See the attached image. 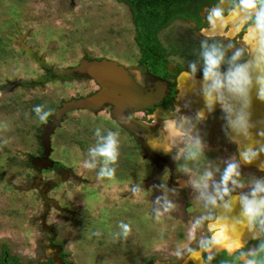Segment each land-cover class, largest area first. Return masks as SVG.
Returning a JSON list of instances; mask_svg holds the SVG:
<instances>
[{"label":"rangeland","instance_id":"rangeland-1","mask_svg":"<svg viewBox=\"0 0 264 264\" xmlns=\"http://www.w3.org/2000/svg\"><path fill=\"white\" fill-rule=\"evenodd\" d=\"M205 13L206 10L202 11L203 17ZM242 16L226 29L219 30L218 37L222 38L226 46L227 61L237 49L250 52V46L244 40L250 27L241 31L240 34L244 33L242 36L233 37V30L246 24ZM191 27L188 22L174 21L159 32V41L166 49L175 50L184 44L202 43L205 38H199L197 32H191ZM14 31L25 35L26 44L30 41L27 46L42 52L46 62L54 68H69L83 57L92 56L114 60L127 69H134L141 55L132 13L124 3L116 0H0V83L23 79L32 81L42 74L35 62L20 53L3 36L4 33L13 35ZM202 33L213 34L208 26ZM208 42L211 45L217 44L215 41ZM168 60L171 65L183 64L185 61L178 55H170ZM190 63L193 62L189 59L186 74L183 75L193 78L189 75ZM194 64L197 73L202 65ZM40 82L43 83L32 89L24 90V87H20L14 94L5 92L0 97V101L9 98L0 102V245L8 246L12 257L23 264H39L52 253L43 247L47 244L44 242L48 237L47 232H53L55 236L52 240L56 238L55 242L61 243L64 260L69 264H145L146 259L153 261V264H187L192 260L188 248L200 255V241L205 242L213 235L216 236L221 226L213 227L214 221H206L208 214L205 201L200 195L202 189L196 185L206 171H212L213 181L218 183L226 164L236 157L234 145L220 131L221 124L217 126L213 123L214 117L207 121L209 117L206 115H210L212 110L200 112L204 117L198 118L185 105L187 101L178 96L176 102L178 106L181 105L178 108L187 112H170L158 120L155 114L145 116L141 112H136L132 117L146 127L152 122L160 125L157 141L167 153L174 151L179 156L177 172L182 174L180 190L188 196L192 208L186 221L171 217L164 208L156 213L151 210L148 220L137 217V212H134L135 221L127 223L131 232L125 237L123 229L115 222L123 219L126 211L121 210L124 216H117L111 207L115 203L131 204L130 199L134 203L147 200V203H152L153 193L150 188L145 192L134 193L130 199L126 198L130 184H137L146 177L150 165L142 161L135 141L129 136L126 138L127 133L115 126L107 109L98 115L83 110L69 113L53 137L52 160L72 169L78 178L87 179L90 183L86 185L81 181L69 180L50 190L48 197L73 210L75 215L64 216L51 210L46 219L44 201H47L42 197L44 193L41 195V192L31 187L29 181L33 170L26 159L27 154H40L36 135L43 122H39V115L34 109L39 107L40 115L51 112L55 106L61 105V100L85 94L96 89V85L91 80L65 82L53 79ZM97 129L100 131L99 137L96 135ZM109 132L117 134L119 151L116 164L109 165L115 169L112 179L99 177L103 158L97 157L93 161L89 153V149L98 146L102 142L101 138ZM195 138L200 139L201 149L195 148ZM193 151L197 152L195 158L189 156ZM236 159L239 161L238 157ZM85 161L94 162L95 168H84ZM240 171L243 187L234 188L236 193L233 195L248 193L254 180L264 179V169L249 167L240 162ZM42 175L43 181L54 176L50 172H43ZM12 185H29L31 188L22 191L12 189ZM3 186L8 189H3ZM209 191H212L211 183ZM14 212L17 215H12ZM43 213L42 217L46 225H51V231L43 230L39 222L37 225L29 222L30 217ZM197 220L201 221L198 226ZM194 227L195 239H190L189 233ZM178 249L182 251L181 257L175 255ZM211 252H206L207 256ZM241 259L245 260L246 257L242 256Z\"/></svg>","mask_w":264,"mask_h":264},{"label":"clouds","instance_id":"clouds-1","mask_svg":"<svg viewBox=\"0 0 264 264\" xmlns=\"http://www.w3.org/2000/svg\"><path fill=\"white\" fill-rule=\"evenodd\" d=\"M241 13L245 19L254 22L248 41L251 49L248 59H242L244 49H237L231 59L226 61L222 46L215 43L209 45L206 40L201 44L203 61L201 93L205 106L211 111L215 104H220L226 121L225 135L237 145L239 161L233 157L226 164L218 183L213 181V172L206 171L196 187L202 189L200 195L204 199L206 207L222 208L224 213H231L236 204L240 206L239 216L225 217L220 215L216 217L213 227L225 219H230L234 225L246 226L249 231H252L256 224L264 228V179L254 180L248 193L233 196L232 191L234 188L243 187L240 181V161L246 165H251L264 153V144L256 139L260 136V131L257 130L256 136L253 135L255 126L251 122L249 111L253 91L256 92L260 100L264 101V0H218L217 4L206 10L204 20L208 30L215 33L218 30L226 29L232 22V18ZM225 63L227 70H222V65ZM189 69V75L194 78L197 70L196 65L190 63ZM235 104H240V108H237ZM34 110L39 115L41 122H46L48 116L51 115L50 111L40 115L41 109L39 107ZM202 117L203 113H200L199 118ZM96 135L100 136L99 129L96 130ZM101 140L102 142L98 146L89 149V153L93 161L97 157L103 158V167L100 169L99 177L112 179L115 175V169L109 165L116 164L118 160L117 134L109 132ZM194 145L196 149L202 148L199 138H195ZM196 155L197 152L195 151L189 153L191 158H195ZM95 166L94 162L85 161L83 164L86 169H92ZM259 167L264 169V161L260 162ZM210 183L212 191H209ZM161 200H163L165 211L176 208V205L167 196L159 198L157 203L159 204ZM200 223V220L196 221L197 226ZM220 226L225 228L227 243L222 244L221 240L216 239L213 235L209 240L201 242L200 247L204 252H211L213 246H223L229 252L242 247L238 240L227 235L226 224H220ZM120 227L123 229V235L127 237L131 232L130 226L121 223ZM189 238L195 239V227L189 233ZM253 238L256 237L253 236ZM187 251L194 260H200L198 252L191 248H188ZM258 253H264V242L246 253V255L253 257L247 260L246 264H264V261H258L255 258ZM175 255L181 257L182 251L178 249ZM212 258L211 255L208 256L209 261Z\"/></svg>","mask_w":264,"mask_h":264},{"label":"flooded vegetation","instance_id":"flooded-vegetation-1","mask_svg":"<svg viewBox=\"0 0 264 264\" xmlns=\"http://www.w3.org/2000/svg\"><path fill=\"white\" fill-rule=\"evenodd\" d=\"M117 2H119L118 0H116ZM119 3H123V2H119ZM218 0H216L215 3L210 4L209 6H204L203 9L201 10V12L199 13V17H200V24L202 25L200 28H198L197 23L192 20V19H187V20H179V21H183V22H188L191 24V32H197L198 33V37L200 38H205L206 41H215L217 42V45L222 46L223 50L225 51V58L228 57L227 51H226V46L224 45V43L222 42V38L218 37L217 34H211V35H204L202 32L204 29H207V24L204 21V17L202 16V11L209 9L210 7H212L213 5L217 4ZM73 4V2H72ZM125 4V3H124ZM227 7V6H226ZM131 11V10H130ZM132 13V11H131ZM227 14V13H226ZM242 13L240 15H237L235 17H233V21L238 20L239 16H241ZM178 21V20H177ZM245 21V20H244ZM132 22H133V15H132ZM246 24L244 26H242L241 28L239 27L238 29L236 28V32L234 31V35L233 37L238 36H242L244 33L240 34L242 30H244V28H248L247 34L249 33V30L252 28L253 25V20H247L246 19ZM134 24V23H133ZM232 24V23H230ZM135 27V26H134ZM16 29V28H15ZM14 29V30H15ZM17 30V29H16ZM219 31V30H218ZM13 35H11L10 33H4L3 36L7 37L9 39L8 43H12L13 47H16L18 49V51L26 56H28V58H30L33 62H35V64L38 66V68L42 71V74L37 77L35 80H32L34 82V84L32 85V87H28L26 89H32L34 88L36 85H40L43 82H40V80H44V81H50V80H62L67 82L69 80V77L66 76H62L59 75V71L63 70L61 68L58 67H52L51 65H49L44 56L42 55V52L40 53L37 49H32L30 47H28L27 45L29 44L30 41H28V43L26 44V36L25 35H21L19 33V31H14V33H12ZM159 34V33H158ZM203 34V36H202ZM247 34L245 35V38L247 36ZM9 35H11L9 37ZM205 36V37H204ZM244 38V40H245ZM204 40V41H205ZM224 41V40H223ZM234 41V40H233ZM246 42V40H245ZM209 45H211V42H207ZM247 43V42H246ZM192 44H194L195 46H199L201 47V43L197 44L195 42H193ZM247 45L249 46V44L247 43ZM140 49V59H139V63L138 66L135 67L134 69H127L130 74L133 76V79L135 80V82L140 86V87H144V88H152L154 83L157 80H165L168 81L170 83V91L168 96L163 99L158 105H156L154 108L148 109L146 111L141 112L142 114H145V116H150L155 114V116H157V120L159 118H162L163 116H165L166 114L170 113V112H175L176 114H179L177 112H183L184 109H179L178 104L176 102L177 97L180 96V98H183V101L186 100L187 103L185 104L186 106H189L191 109V113L194 114L196 117L199 116L200 112L203 111H207L208 109L205 106V102L200 101L197 99L198 104H194V99L195 96L198 94L199 92H201V88L194 90V85H191V92H189L190 88L188 87H184V90L182 89V81L180 82L181 76L183 74H186L187 68L186 65L188 63V60H192L193 63H199L202 65L203 67V61L202 58H198V60L192 59L190 58H183L185 61L183 64L181 63H175L173 65H171L169 63L168 60V64L166 67H164L162 65V61H157V62H150V60H148V56L146 57V54H143V49L142 46H139ZM200 50H202V47L200 48ZM251 51V49H250ZM249 53L250 52H246L244 50V56L246 55L245 60L249 57ZM197 54V52H195V55ZM243 56V57H244ZM146 57V58H145ZM242 57V58H243ZM84 58V57H83ZM87 59L89 61L92 60H101V58H97V57H92L89 56L87 57ZM82 59L79 60V62ZM227 61V60H226ZM79 62L71 65L70 67H75L79 64ZM150 62V63H149ZM119 64V63H118ZM125 67V66H124ZM202 67L199 69V71L195 74V77L193 78V80L196 81H202V80H198V79H203V73H202ZM222 70H227V64L225 63L224 65H222ZM190 80V77H188ZM40 79V80H38ZM13 81V80H12ZM23 81H26L23 79ZM76 81V80H73ZM93 83H95L96 85V89H93L85 94H79L76 97H69L68 100H61L60 102H68L71 99H80V98H85V97H89L93 94H95L96 92H98L100 90V86L96 83V81L91 80ZM8 81H4L2 83H0L1 85H6ZM31 82V81H30ZM26 85V83H25ZM31 86V85H30ZM20 89V87L15 88L11 93L9 94H14L16 91H18ZM25 90V87L23 88ZM173 91H175V93L173 94ZM8 93V92H6ZM190 93V95H189ZM5 94V92L0 91V97ZM2 100H9L8 99H1ZM0 101V102H1ZM193 101V102H191ZM59 102V103H60ZM61 103V105H62ZM60 105V106H61ZM217 104L214 105V107L212 108V111L210 113V115H206L209 117V119H207V121H209L210 119L213 120L214 117V122L216 125L219 123L221 129L220 131L223 133V136L226 137L227 140H229L227 138V136L225 135V125H226V121L224 119V113L221 109V107L216 108ZM56 107L53 111H51V115L48 116V119L46 122H43L42 124H40V128H39V132L36 135V138L38 140V147L40 148V154L38 156L34 155V156H30L29 154L26 155V159L29 162V164L32 166V170H33V176L31 178V180L29 181L31 183V186H35V190H38V192L44 193V195L46 196V201H44V213L46 212V219L47 216H50L51 214V210H55L58 213L64 215V216H73L75 215V212L71 209H69L66 206L61 205V203H58L57 200L49 198L48 197V193L50 192V190H52L53 188L58 187L60 184L65 183L69 180L72 181H81L84 184L88 185V183H90L89 180L85 179H80L75 175V172L68 168V167H64V165L60 164L57 161L52 160L51 158V153L54 150V146H53V140H54V136L57 135V131L60 130V127L63 123V121L65 120V118L69 115V113H73L72 112H67L65 113L60 120V124L58 127H56L53 131L52 134H50L49 136V142H50V148H49V154L46 156L45 155V151L46 149L44 148L45 144L42 145V141L39 140L41 131H42V127L46 124L52 121V116L53 114L56 113L57 109L60 107ZM220 106V104H219ZM105 109H107L110 113V117H111V110H112V105L109 106H105L103 108L102 111H104ZM203 109V110H201ZM77 111H81V110H77ZM84 112H88L89 114L92 115H98L99 113H101L102 111L98 112L97 114H94L93 112L89 111V110H83ZM180 112V113H181ZM184 112H187L184 110ZM137 114L135 113H131L130 114V118L133 122L137 123L140 128H141V144L142 146L145 148V151L147 153H153L156 154V156H166V157H170V159H174L175 162L172 163L170 161L168 162H164L163 163V167L161 168L160 172L158 173V179L157 181L153 180L154 183L156 184L155 186H147L144 187L143 189H135L138 188L140 186H142L143 184L147 183L151 178L154 179V171H155V167L154 165L151 163L150 160H148L147 158H145V153L143 154L141 152V146L137 144V138L134 137V135H132L130 132H128L126 129H124L123 127H121L116 120L112 119V122L115 124V126H118V129H120L122 132L127 133L126 138L129 136L131 139H133L135 141V143L137 144L138 150L141 153L142 156V161L146 162L150 165V171L147 174L146 177H143L139 182H137V184H130V191L127 193L126 198H131L133 197L134 193H138V192H145L146 189L150 188L151 192L153 193V198H152V203H147L149 200L147 201H142V203L138 202V203H134V201L132 199L131 200V204L128 203H123V204H119V203H115L111 208H113V211H116L115 214L118 215H122L124 216L123 212H121V210H125L126 211V216L123 219H119L118 221H116L115 223L119 224L117 226L120 227L121 222L127 224L129 222H133L135 221V214L134 212H137V217H142V218H146L147 220L150 218V211L152 210L153 212H158L160 211L162 208H164L163 205V200H161V202L158 204L157 200L161 197L167 196V198L174 204L176 205V208L169 212L171 217H174L176 219H181V220H188V214L189 211L192 208V203H189V199L188 196L186 194H184L180 188H182L181 186V182L180 180L182 179V174H180L179 172H177V161H178V155L176 156L175 152H171V153H167L166 150H163L164 148H162L159 144L160 142L157 141L156 138V134L159 132V128L160 125H155V122H152L151 124H149L147 127L145 125H142L138 120L135 121L133 120V116ZM191 117V118H195ZM216 116L218 117V119H216ZM204 117V116H203ZM199 118V117H198ZM205 119V118H204ZM204 119H201L202 121ZM215 119L218 121L216 123ZM38 120H40L38 118ZM189 122H191L190 120H188ZM206 121V120H204ZM41 123V121H39ZM180 122V119H179ZM206 124V123H205ZM155 125V127H150ZM168 125V124H167ZM217 125V126H219ZM192 129V128H191ZM201 129V128H200ZM140 132V131H139ZM201 133V132H200ZM202 134V133H201ZM206 135V134H204ZM163 138V137H162ZM200 138H203L202 136ZM157 141V142H155ZM160 141V140H159ZM163 142V141H162ZM161 142V144L163 145V143ZM231 142V141H230ZM153 143H155V146L153 145ZM173 143V142H171ZM232 145H234L233 149L235 150L234 153L236 155V157H238V151H237V145L233 142H231ZM174 144H171V146H173ZM172 149V148H171ZM171 151V150H170ZM39 153V152H38ZM31 157L33 158L31 161ZM128 158L130 157V154H128L127 156ZM121 162H123V159H121ZM45 172H50L52 174H54V176H52V178L49 179H44L43 181V175L42 173ZM128 180V179H127ZM130 181V180H129ZM18 186H14L12 185V189H15ZM3 189H8L7 187L3 186ZM10 190V189H9ZM158 192H155V191ZM236 191L235 189H233L232 191V195L235 194ZM119 204V205H118ZM134 205L136 207H134ZM120 209V210H119ZM206 212L208 214L207 217V222L209 221V219L211 221L215 222L216 219V209H212L210 206L206 207ZM44 213L40 216H35V217H30V223L33 225H37L38 222L40 223V227H41V217L44 215ZM17 215L15 212L12 215ZM116 217V216H115ZM114 217V218H115ZM169 217V216H168ZM120 218V217H119ZM113 219V218H112ZM111 219V220H112ZM145 219V220H146ZM121 221V222H120ZM126 221V222H125ZM214 222H211V224H213ZM114 223V224H115ZM48 226H51L49 223L47 224ZM255 228L258 230V235L255 239L253 240H249L244 246H242L240 249L232 251L234 252V254L230 255L228 253L227 250L223 249V251H218L212 254V259L209 261L208 260V256L206 254V252H204L203 250H201L200 252V256L202 258V260L206 263V264H211L213 262H216L218 259L219 255H223L226 254L227 256H229V258L237 256L238 260L241 261V263L246 264L241 257L245 256L247 260L252 259L253 257L246 255V253L253 248H257L258 245L261 242H264V234H263V230L264 228H262L259 224L255 225ZM41 229V228H40ZM217 233V232H216ZM35 234V229L33 230V236ZM48 237H46L44 239V242L47 243L46 245H44V249H48L49 251L51 250L52 253L49 254V256L47 255V258H45L44 261H40L39 264H69L67 261L65 262L64 257L65 254L63 253V249H61V247L63 248V246L61 245V243H56L55 239L52 240L53 236H55L53 234V232H47ZM57 235V234H56ZM199 239H202V236H199ZM200 242H204V240L200 241ZM198 245H201L200 243ZM0 260H4L5 263L8 262V259H15L12 257V255L9 253V247L6 246L5 244H1L0 245ZM241 253H245V254H241ZM259 254V253H258ZM153 261H150L149 259L145 260V264H153ZM23 264V263H22ZM169 264V263H166ZM187 264H194L193 261H188Z\"/></svg>","mask_w":264,"mask_h":264},{"label":"water","instance_id":"water-1","mask_svg":"<svg viewBox=\"0 0 264 264\" xmlns=\"http://www.w3.org/2000/svg\"><path fill=\"white\" fill-rule=\"evenodd\" d=\"M249 58V57H248ZM247 58V59H248ZM59 75L69 77V80H93L100 86V90L95 94L80 98V99H71L68 102H63L62 105L57 109L56 113L52 116V121L46 123L42 127V131L39 137V140L42 141V145L45 144L44 148L46 149L45 155L49 154L50 142L49 136L53 133L54 129L59 126L61 117L71 111L77 110H89L94 114L102 111L105 106L112 105L111 110V119L116 120L117 123L134 135L137 138V144L141 146V152L145 153V158L151 161V163L155 167L154 171V179H150L147 183L135 189H143L147 186H155L153 180L157 181L158 173L163 167L164 162H172L174 163V159H170V157L166 156H156L153 153H147L145 148L142 146L141 142V128L140 126L133 122L130 118L131 113L135 112H143L148 109L154 108L158 105L163 99H165L170 91V83L165 80H157L152 88H144L140 87L130 72L123 66L118 64L114 60H92L89 61L87 58H83L79 64L75 67L65 68L60 70ZM26 83V85H25ZM34 84L33 81H23V80H13L8 81L6 85H0V91L11 93L17 87H32ZM31 85V86H30ZM168 93V94H167ZM200 100L203 102V95L199 92L195 96V100ZM193 102V101H191ZM194 104H198V102H193ZM219 105V103H217ZM237 108H240V104H235ZM250 115L251 122L255 126L253 129V135L256 136L257 130L260 131V136L256 137L260 141V143L264 144V101L260 100L255 91L252 92L251 100H250ZM140 131V132H139ZM228 138V137H227ZM229 139V138H228ZM163 148V147H162ZM238 151V150H237ZM239 159V155H238ZM264 161V153H262L259 159L253 162L251 165H247L249 167H254L259 169L260 162ZM243 163L242 161H240ZM244 164V163H243ZM246 165V164H244ZM36 186V185H35ZM35 186H31L35 188ZM29 185L26 186H18L17 190H27L31 188ZM155 192H158L157 190ZM239 196V195H233ZM43 199L46 200V197L42 195ZM240 206L236 204L233 211L231 213H224L222 208L216 209V217L220 215H224L225 217H237L240 214ZM41 228L43 230H50L51 228L46 225L44 217L41 218ZM223 224L227 225V233L228 228H232L233 231L238 227L239 224H233L232 220L225 219L222 221ZM246 227V226H244ZM247 228V227H246ZM243 230L236 231L238 233L237 237L241 239L243 246L249 241L253 240V236ZM252 231H256L258 235V230L253 227ZM251 231V232H252ZM233 233V232H231ZM257 237V236H256ZM219 250H212L210 255L218 252ZM226 250V249H225ZM228 253H231L228 251ZM194 264H196V260L192 258ZM245 263L247 259L243 260ZM198 264H206L201 256Z\"/></svg>","mask_w":264,"mask_h":264},{"label":"trees","instance_id":"trees-1","mask_svg":"<svg viewBox=\"0 0 264 264\" xmlns=\"http://www.w3.org/2000/svg\"><path fill=\"white\" fill-rule=\"evenodd\" d=\"M129 6L133 15V23L136 30V40L142 46L143 54L148 56L150 62L162 61L164 67L168 64L170 55H178L180 58H201V47L194 44H184L176 50L166 49L162 46L158 38V33L177 20L192 19L200 24L199 13L204 6L215 3L216 0H118ZM192 31V30H191ZM208 42V41H207ZM217 43V42H216ZM202 44V43H201ZM195 52L197 54L195 55ZM145 57V58H146ZM246 55L242 58L245 59ZM149 62V63H150ZM175 91H173V94ZM264 234V230H263ZM258 261H264V253H259L255 257ZM0 264H22L17 259H8L5 263L0 260ZM211 264H244L238 260L237 256L229 258L226 254L219 255L216 262Z\"/></svg>","mask_w":264,"mask_h":264},{"label":"bare ground","instance_id":"bare-ground-1","mask_svg":"<svg viewBox=\"0 0 264 264\" xmlns=\"http://www.w3.org/2000/svg\"><path fill=\"white\" fill-rule=\"evenodd\" d=\"M242 16V15H241ZM243 17V16H242ZM237 21V20H236ZM246 21V20H245ZM234 21H233V19H232V22L231 23H233ZM236 23V22H235ZM252 29V28H251ZM251 29L249 30V33L247 34V36H246V38H245V40H246V42H248L249 41V37H250V32H251ZM231 33H232V31H231ZM233 33H234V30H233ZM232 33V34H233ZM198 80H202L203 81V79H198ZM182 81V82H181ZM181 83H182V89L184 90V87L186 86L187 88L189 87L190 88V90H189V92H191V85H194V90H195V88L196 89H199V88H201V83H202V81H196V80H193V78H190V80H189V78H188V76L187 75H182L181 76ZM186 81V83H184ZM191 84V85H190ZM193 91V90H192ZM189 95H190V93H189ZM201 101V100H200ZM194 102H197V100H195L194 99ZM259 169H261L262 170V168L260 167ZM220 224H223L222 223V221L220 222ZM220 224H216L215 225V227H217V226H220ZM214 225V224H213ZM243 228H244V233H248L249 234V236L250 235H252V236H257V233H256V231H249L248 230V228H246V227H244V226H241V225H238V227L237 228H235V230L233 231V229L232 228H228V232H229V234L227 233V235H230V236H232L234 239H236V240H238L239 241V243L243 246V243L241 242V239L240 238H238L237 237V235H238V233H236V231H239V230H243ZM231 232H233V233H231ZM216 239H218V240H221V242H222V244H224V243H227V240H226V232H225V228L224 227H221V231L219 230L217 233H216ZM216 249H226L225 247H223V246H215V248L213 249V250H216ZM238 250V249H237ZM212 251V250H211ZM199 260H196V264H198L199 262H198Z\"/></svg>","mask_w":264,"mask_h":264},{"label":"crops","instance_id":"crops-1","mask_svg":"<svg viewBox=\"0 0 264 264\" xmlns=\"http://www.w3.org/2000/svg\"><path fill=\"white\" fill-rule=\"evenodd\" d=\"M214 34H217V35H218V34H219V31H217V32H216V33H214ZM229 141H230V140H229Z\"/></svg>","mask_w":264,"mask_h":264}]
</instances>
